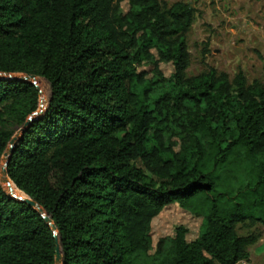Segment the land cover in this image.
<instances>
[{"label":"trees","instance_id":"16d2710c","mask_svg":"<svg viewBox=\"0 0 264 264\" xmlns=\"http://www.w3.org/2000/svg\"><path fill=\"white\" fill-rule=\"evenodd\" d=\"M264 1V0H263ZM124 4L128 5L127 10ZM195 9L161 0H0V169L52 218L63 264H239L264 226V83L188 78ZM162 64H172L166 77ZM151 66V71H146ZM177 204L202 220L154 247ZM42 215L0 181V264H57Z\"/></svg>","mask_w":264,"mask_h":264},{"label":"rangeland","instance_id":"374dc122","mask_svg":"<svg viewBox=\"0 0 264 264\" xmlns=\"http://www.w3.org/2000/svg\"><path fill=\"white\" fill-rule=\"evenodd\" d=\"M168 7L182 2L195 9L194 23L187 34L190 54L188 78L198 77L215 69L233 80L243 72L249 83H264V1L263 0H161ZM125 10L128 5L124 4ZM166 77L174 73L172 64H162ZM151 71V66H146ZM1 77V75H0ZM9 80V76H3ZM26 80L28 76L14 75ZM40 91V109L34 119L44 115L51 98L50 84L41 77L29 80ZM4 158L0 181L5 191L19 201L30 198L16 188L6 171ZM202 220L183 210L177 204L167 207L153 222L154 247L162 238L174 237L179 227L188 230L187 241L194 242L200 233ZM238 234L253 236L256 243L249 247V259L239 264H264V226L239 225Z\"/></svg>","mask_w":264,"mask_h":264},{"label":"water","instance_id":"95a60500","mask_svg":"<svg viewBox=\"0 0 264 264\" xmlns=\"http://www.w3.org/2000/svg\"><path fill=\"white\" fill-rule=\"evenodd\" d=\"M1 77H0V80H5L6 78L3 77V76H9L10 78H8L9 80H15V79H18V78H15L14 75H7V74H1ZM36 77L35 76H28V78L26 80L24 79H21L23 81H26V82H30L29 80H33L35 79ZM36 115V114H35ZM34 115V117H35ZM34 117H32L29 121V123L26 124L25 128H28L29 125L31 124L32 121L34 120H37L38 118L34 119ZM16 142H17V139H14L12 142H11V148L10 150L8 151V153H6L5 157L7 159V164H6V173H7V169H8V165H9V162H10V157H11V154H12V151H13V148L15 147L16 145ZM8 174V173H7ZM22 202H25L26 204H28L30 207H33L35 208L41 215L42 217L45 219L46 223L52 228L53 232L55 233V236H56V239L58 241V249H57V255H56V263L57 264H63V253H62V247L60 245V242H59V237H58V231H57V228L56 226L54 225L53 223V220L51 217H49L45 211L43 210V208L37 204L36 202L32 201L31 199L29 200H25V201H22Z\"/></svg>","mask_w":264,"mask_h":264}]
</instances>
